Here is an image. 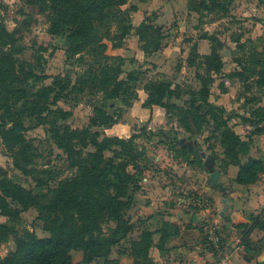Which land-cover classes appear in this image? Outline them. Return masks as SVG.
Segmentation results:
<instances>
[{"label":"rangeland","instance_id":"374dc122","mask_svg":"<svg viewBox=\"0 0 264 264\" xmlns=\"http://www.w3.org/2000/svg\"><path fill=\"white\" fill-rule=\"evenodd\" d=\"M217 2L197 11L190 8L189 0H127L115 10L116 20L99 26L98 39L104 49L71 54L65 33L54 32L52 9L39 11L30 5L31 0H0V25L11 36L3 48L14 59L8 70L17 75L11 77V90L22 89L29 95L46 86L54 90L42 94L44 105L39 113L24 109L28 103L18 100L19 92L0 94V105L9 104L20 111L24 123L23 129L17 128L14 119L0 111V181L11 180L42 203L51 199L62 183L77 178L86 163L83 157L97 148L92 138L76 135L70 143L78 157L72 158L52 128L61 133L87 129L100 141L132 140L125 149L112 145L103 154L116 162L130 161L128 170L135 175L136 189L130 206L118 212L133 228L111 248L108 258L85 262L83 251L73 249L71 264H190L184 263L180 235L184 214L191 212L200 214L195 224L201 230L200 241L207 246V221L218 225L225 253L235 255L230 264H264L260 260L264 206L257 202L250 211L236 201L240 196L232 197L237 188L247 193L251 184L264 185V0ZM143 24L146 29L153 28L148 29L149 35H157L158 50L153 49L154 43L146 45L142 40L138 28ZM124 27L128 31L121 37ZM148 47L152 51H147ZM216 53L222 62L219 71L211 69V55ZM56 78L59 81L54 83ZM120 79L124 85L119 95L108 97L110 80ZM204 87L209 92L206 99ZM162 90L164 103L191 110L192 115L151 105ZM211 106L217 109L209 113ZM104 114L110 116V123L103 122ZM233 132L247 143L246 151L236 144ZM250 158L258 160L255 167L261 169L255 176H246L255 177L252 182L240 183L242 166L249 164ZM213 172L218 173L222 189L213 186ZM148 180L154 181L146 183ZM184 190L189 192L190 202L199 197L208 201V207L202 211L180 201ZM0 191L3 193L2 188ZM223 191L235 202L234 209L248 219L236 223L235 215H230L234 210L229 213V208L230 229L217 211L215 194L221 196ZM7 200L19 213L6 216L0 211L1 224L18 236L49 237L48 223L40 218L38 205L25 208ZM106 221L105 231L116 227L115 221ZM166 227L169 237L165 235L168 239L163 241ZM248 230L249 246L244 235ZM146 231L153 233L150 261L137 263L131 243ZM17 248L11 231L0 240V260Z\"/></svg>","mask_w":264,"mask_h":264},{"label":"trees","instance_id":"16d2710c","mask_svg":"<svg viewBox=\"0 0 264 264\" xmlns=\"http://www.w3.org/2000/svg\"><path fill=\"white\" fill-rule=\"evenodd\" d=\"M126 2L127 0H31L30 5L39 11H44L47 8L53 10L56 15L54 32L65 33L68 42L72 45L69 51L71 54H75L85 50L96 52L97 48H105L101 39H98L100 36L99 26L107 20H116L115 10ZM216 4H219L217 0H189L190 8L197 11L208 9ZM148 29L153 28L147 26L146 29L145 24L138 28L142 40L146 42V45L154 43L153 49L158 50L160 43L156 42L157 35L155 36L152 33V36H150ZM127 31L128 27H124L121 37ZM10 40L11 36L0 25V94L7 92L9 95H14L19 92L21 95L18 96V100L24 99L28 103L24 109L33 108V112L39 113L43 109L41 105H44L42 94H48L54 90L52 87L46 86L32 95L22 89L11 90L14 81L11 77L13 75L17 77V75L8 69L14 64V59L3 48V44H9ZM146 50L152 51L149 47ZM211 58H213L212 63H214L211 65V69L219 71L222 67L219 55L217 53L212 54ZM57 81H59V78H56L54 83H57ZM111 84L112 89H108L107 95L108 97H116L119 95V90L124 85V81L122 79L117 82L110 80ZM163 90L160 98L150 101L151 105L172 107L179 112H184L186 115H192L191 110L164 103L161 98ZM202 93L203 98L206 99L209 93L208 89L204 87ZM214 109L217 108L211 106L208 112L211 113ZM0 111H5L8 116L14 119L15 122H12L14 125L16 123L17 128H24L20 111L18 112L11 105L4 103L0 105ZM103 122L110 123V116L104 114ZM52 132L58 139L60 146L72 158L78 157L75 148L70 143V139L76 135L84 136L87 139L92 138L97 152L89 153L87 157H83L82 161L86 163L82 166L77 178L62 183L55 190L53 197L42 203L36 201L31 191L13 184L11 180L4 179L0 181V188L3 189V193L0 191L1 213L6 216L19 213V210L13 208L7 198H11L25 208L36 204L40 210V218L48 223L50 231L49 237L46 238H38L31 233L18 236L16 231L0 223V240L7 238L12 231L18 242L17 250L10 256L1 259L0 264H71V251L73 249L83 251L85 262L100 257L108 258L111 254V248L127 237L129 231L133 228V225L128 224L122 218L121 212H118L121 207L128 208L130 206L132 194L136 189L134 187L135 175L128 170L130 161L123 159L116 162V158H105L103 154V150L112 145H118L125 149L132 140L104 138L100 141L96 133H92L87 129L61 133L58 129L52 128ZM231 135L236 144L243 151H246L247 143L242 141L234 132ZM248 163L242 166L240 179L238 180L240 183L252 182L255 177L246 179V176L248 174L255 176V171L261 169L255 167L256 164H259V161L254 158H250ZM125 197L127 198L126 201L123 200ZM106 220L115 221L116 227H111L108 231H105L103 225L107 222ZM191 222H194L193 217ZM167 230L166 227L162 232L163 241L168 239L164 237L165 235L169 237ZM249 231L244 234L248 246L250 244L246 238L250 236ZM131 245V254L136 260H139L136 261L137 263L150 261L149 252L153 245V233L151 231L143 232L140 239L132 241ZM113 264L120 263L114 261Z\"/></svg>","mask_w":264,"mask_h":264},{"label":"crops","instance_id":"0c3cea01","mask_svg":"<svg viewBox=\"0 0 264 264\" xmlns=\"http://www.w3.org/2000/svg\"><path fill=\"white\" fill-rule=\"evenodd\" d=\"M153 181L154 180H148L146 181V183L148 182L152 183ZM261 185L262 184L254 183L251 184L250 186H247V193L245 191L242 192L241 190L242 188H237L236 190H234L237 192H235V194L233 195L231 193V195L232 197H235V195L240 196V199H236V201H238V203L240 205H243L245 208L250 209V211H253V208H255V205H257L255 203L257 202L261 203V205L264 206V202L261 201L262 199L264 200V185L263 186ZM146 188L147 187H145L144 189ZM241 192L243 194V197L241 196ZM150 195H152L151 192ZM215 197L218 204L217 211L220 214V211L222 210V203L220 202L222 195L220 196L215 194ZM259 199L260 201H258ZM228 202L230 206L229 213L232 212V210H234V213L230 214L231 216L235 215L233 221L237 223L241 221L245 222L248 220L247 217L246 218L244 217L245 214L243 213L240 214L238 211H236V209H234L236 206L234 207L235 202L232 200L231 196H228ZM195 214H197V212L196 213L191 212V214H187V213L184 214V227L180 235V241L184 244L183 245L184 247L181 248L182 253L184 255V263L188 261L190 262V264H212L213 256L209 247L200 241L201 230L199 226L195 224L196 223L195 221L193 222L194 223L193 226L186 225L189 221H191L192 217H194ZM179 217H182V215L179 214ZM199 219L200 218H198L197 222H199ZM228 229L230 228L228 227ZM253 230L255 231L256 229Z\"/></svg>","mask_w":264,"mask_h":264},{"label":"built area","instance_id":"2783aa9c","mask_svg":"<svg viewBox=\"0 0 264 264\" xmlns=\"http://www.w3.org/2000/svg\"><path fill=\"white\" fill-rule=\"evenodd\" d=\"M194 199L190 202L189 192L184 190V196H180L179 200L188 202L195 207L200 208L202 211L205 210L209 203L201 198L193 197ZM214 225L212 222L207 221L206 225V236L208 246L211 248V253L214 256L212 264H230L232 254H226L225 249L222 247L224 244L223 235L220 229ZM223 241V242H222Z\"/></svg>","mask_w":264,"mask_h":264},{"label":"water","instance_id":"95a60500","mask_svg":"<svg viewBox=\"0 0 264 264\" xmlns=\"http://www.w3.org/2000/svg\"><path fill=\"white\" fill-rule=\"evenodd\" d=\"M217 175H218L217 172H213L211 174V182L213 186H219V188L222 189L221 185H219L220 183L217 182ZM220 202L222 203V210L220 211V216L226 222L227 227L230 228V222H229L228 213H227L230 208L229 202H228V191H223ZM198 218H200L199 214H195L193 217L195 222H197ZM260 260H264V253Z\"/></svg>","mask_w":264,"mask_h":264}]
</instances>
